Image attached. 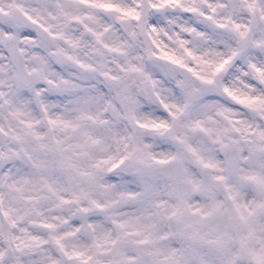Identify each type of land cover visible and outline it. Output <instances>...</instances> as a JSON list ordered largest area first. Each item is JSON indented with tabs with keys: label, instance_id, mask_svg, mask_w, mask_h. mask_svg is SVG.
<instances>
[{
	"label": "snow or ice",
	"instance_id": "obj_1",
	"mask_svg": "<svg viewBox=\"0 0 264 264\" xmlns=\"http://www.w3.org/2000/svg\"><path fill=\"white\" fill-rule=\"evenodd\" d=\"M0 264H264V0H0Z\"/></svg>",
	"mask_w": 264,
	"mask_h": 264
}]
</instances>
